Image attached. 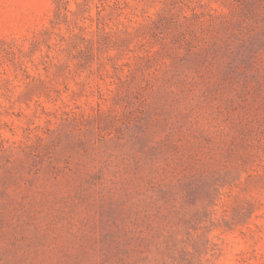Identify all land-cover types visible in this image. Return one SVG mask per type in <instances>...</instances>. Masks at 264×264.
Wrapping results in <instances>:
<instances>
[{
  "label": "rangeland",
  "instance_id": "374dc122",
  "mask_svg": "<svg viewBox=\"0 0 264 264\" xmlns=\"http://www.w3.org/2000/svg\"><path fill=\"white\" fill-rule=\"evenodd\" d=\"M0 264H264V0H0Z\"/></svg>",
  "mask_w": 264,
  "mask_h": 264
}]
</instances>
